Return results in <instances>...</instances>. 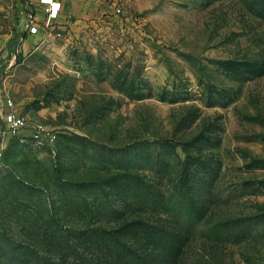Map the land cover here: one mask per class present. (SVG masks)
I'll list each match as a JSON object with an SVG mask.
<instances>
[{"label":"rangeland","instance_id":"rangeland-1","mask_svg":"<svg viewBox=\"0 0 264 264\" xmlns=\"http://www.w3.org/2000/svg\"><path fill=\"white\" fill-rule=\"evenodd\" d=\"M43 12L0 0V226L19 245L0 264H264V0ZM108 177L106 210L145 228L75 213L68 184ZM40 224H64L71 253Z\"/></svg>","mask_w":264,"mask_h":264},{"label":"trees","instance_id":"trees-1","mask_svg":"<svg viewBox=\"0 0 264 264\" xmlns=\"http://www.w3.org/2000/svg\"><path fill=\"white\" fill-rule=\"evenodd\" d=\"M124 170L126 172L127 168H124ZM142 177L143 176L139 175V177H137L135 180L136 183L145 184L146 187L149 188V180H145V178L143 179ZM112 180L113 179L108 177L100 179L98 181H83L68 184L70 185V187L66 189H72V193L65 191V193H67V200L69 204L73 206L75 213L79 216V218L83 219L86 223H89L91 225L96 224L97 226V224H100L99 226H101L103 224L101 222L104 220H107L108 222L112 220H123L120 222L121 226H118L116 230H114L115 232H119L120 230L122 231L127 227H131L129 229L130 231L135 230L136 228H145V223L143 222V217L141 216H138L135 219H130L126 216L125 213L127 210L125 209L115 208V210L112 211L106 210L105 206L108 202V199L103 200V197L106 198V196L109 194L110 183ZM178 182L184 184V179H179ZM87 191L88 193H86ZM186 198L188 197L186 196ZM153 202L155 203L156 200H154ZM144 205L146 206V203H143V206ZM38 228L39 234L43 238V240L48 241V243H45V247L47 250H50L51 253H58L62 256H65L69 255L74 249L72 247V244H75V238H73L72 234L67 232L64 224H56V228H52L47 224H40ZM101 231H105V228L103 227L92 229V233L96 232L97 235H104L105 232L103 233ZM4 234L6 233L0 226V258H5L3 253H6L7 247H9L12 252L15 251V249L19 246L17 245L16 247V244L8 241L7 239H5V242L3 239V236L5 238ZM102 237L104 238L105 236ZM14 260L16 259H13L12 261L14 262ZM17 261H19V259ZM27 261L28 260H23L24 263L28 264ZM50 264H52V262Z\"/></svg>","mask_w":264,"mask_h":264},{"label":"built area","instance_id":"built-area-1","mask_svg":"<svg viewBox=\"0 0 264 264\" xmlns=\"http://www.w3.org/2000/svg\"><path fill=\"white\" fill-rule=\"evenodd\" d=\"M16 1V0H11ZM23 2L25 0H22ZM40 5L43 8L44 18H45V24L49 25L55 22L58 17L60 16V13L63 9L62 6V0H38ZM37 28L33 25L30 27V32L34 33L36 32ZM7 106L9 107V111L7 112V130L9 133H15L18 129L24 126L25 120L22 116L19 114H16L13 111V104L11 101L7 102Z\"/></svg>","mask_w":264,"mask_h":264},{"label":"crops","instance_id":"crops-1","mask_svg":"<svg viewBox=\"0 0 264 264\" xmlns=\"http://www.w3.org/2000/svg\"><path fill=\"white\" fill-rule=\"evenodd\" d=\"M34 1V0H33ZM25 5H26V0L23 2ZM37 3H38V5H39V1L37 0ZM72 4H65V2H63V0H62V6L63 7H66V9H68V10H70V9H72L73 8V5H74V3H79V0H72V2H71ZM69 6V7H68Z\"/></svg>","mask_w":264,"mask_h":264}]
</instances>
